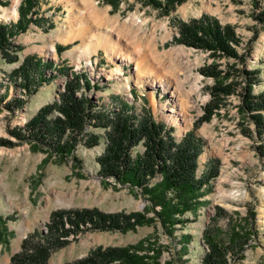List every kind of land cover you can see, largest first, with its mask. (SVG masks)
<instances>
[{"label": "rangeland", "instance_id": "rangeland-1", "mask_svg": "<svg viewBox=\"0 0 264 264\" xmlns=\"http://www.w3.org/2000/svg\"><path fill=\"white\" fill-rule=\"evenodd\" d=\"M13 1L0 0V21L5 24L18 20L12 13ZM92 2L104 15L94 17L82 0H35L32 23L25 32L10 39L12 47L0 56V214L13 216L8 223L13 236L7 247H0V264L10 263L27 234L35 229L45 233L52 212L84 208L104 213H141L150 222L127 232L71 235L68 244L53 252L47 264H66L97 247H126L149 236L156 241L149 254L159 252V264H201L207 251L206 233L224 246L237 245L232 252L223 254L224 264H264V131L259 137L255 124L240 112L242 93L250 79L260 80L253 84L252 95L264 98V26L254 20L264 0H186L169 16L146 4V0H118L116 6L110 0ZM256 2L261 3L256 6ZM203 14L216 18L221 25L234 27L240 39L237 51L241 60H215L206 52L172 43L177 21L188 22ZM171 19L175 20L173 24ZM71 29L108 37L118 50L112 53L127 54L130 62L115 58L102 47L87 56L81 51V40L68 37ZM61 37L68 46L56 50ZM52 46L54 52L50 51ZM4 57H17V61L11 63ZM27 57L48 64L44 71L47 82L40 83L32 95L17 86L21 77H12ZM214 64L221 82L234 84L235 92L224 98L209 121L197 125L205 114L214 84V79L204 77L200 70ZM138 70L147 72L137 79ZM73 76L80 83L76 96L90 100L96 106L92 110L100 107L117 111L127 102L135 115L144 117L145 113L166 129H173L176 140L196 125L194 133L203 144L198 174L212 159L217 161V177L203 196L204 206L185 214L187 222L176 225L172 236L150 209L146 212L148 202L137 190L98 174L96 160L106 147L104 129L87 127V132L100 136V142L89 149L81 141L72 153L79 163L72 156H50L12 135L11 131L23 128L41 107L58 101ZM157 76L165 88L152 80ZM192 87V107L186 115L177 112L178 116L173 114L176 121L167 120L168 111L178 104L176 91L187 93ZM18 99L24 101L20 107L14 104ZM261 115L264 118V110ZM142 151L139 145L132 156ZM185 235L191 241L183 250L179 240Z\"/></svg>", "mask_w": 264, "mask_h": 264}, {"label": "trees", "instance_id": "trees-1", "mask_svg": "<svg viewBox=\"0 0 264 264\" xmlns=\"http://www.w3.org/2000/svg\"><path fill=\"white\" fill-rule=\"evenodd\" d=\"M110 1L113 2L112 6L118 4V0ZM185 1L146 0V4L169 16ZM256 3V6H259L261 2ZM35 5V0H22L15 23L5 24L0 21V56L6 55L7 50L12 47L10 39L25 32L32 23L31 16L35 15ZM259 7L254 20L258 25L264 26V5ZM174 22L175 20L171 19V24ZM175 26L177 33L172 38L173 44L206 52L215 60L242 59L237 51L239 36L229 24L221 25L216 18L203 14L188 22L179 20ZM4 58L11 63L17 61V57ZM47 67L48 64H44L41 59L27 57L22 65L14 70L12 77H21L22 81L17 86L32 95L40 83L47 82L44 77ZM215 69L214 64L200 70L204 77L213 78L214 84L210 87L211 98L204 108L205 114L197 125L209 121L219 110L224 98L235 92V85L222 83L220 73L214 71ZM259 81L258 78H252L244 88L240 112L247 114L260 137L264 131V118L261 115L264 110V98L252 95L253 84ZM85 87H89L88 82ZM79 90V78L73 76L72 81L67 82L64 91L60 93L58 101L41 107L23 128L11 131L12 135L20 142L33 143L50 156L62 159L72 156L73 161L79 163L72 154L77 145L84 140L86 148L90 149L100 142V136L87 132V127L104 129L106 147L96 160L99 166L98 174L104 179L114 180L137 190L148 202L146 212L150 209L164 231L172 236L176 225L183 226L187 222L183 218L185 214L195 213L204 206L203 196L211 189L210 182L217 177V161L212 159L198 174V160L203 144L194 133L196 125L180 140H176L172 135L173 129H166L164 124L145 113L144 117L135 115L133 107L127 102H123V107L117 111L100 107L92 110L96 106L90 100L76 96ZM14 104L20 107L24 101L14 100ZM7 108H10L9 104ZM3 144L14 145L8 142ZM139 145L143 147L142 153L132 156L133 150ZM157 178L160 179L156 181ZM9 221H13V216L0 214V247H7L13 236L12 231L8 229ZM149 222L150 218L141 213H104L95 208L56 210L50 214L49 222L45 225L46 232L35 229L27 234L20 243L19 251L10 258L9 264H47L53 252L68 244V237L71 235L75 237L87 231L127 232ZM179 241L180 249L184 250L191 241L190 236H181ZM155 242L149 236L126 247H97L85 257L66 264H159V252L149 254ZM205 242L207 251L201 259V264H224L223 254L232 252L233 247H237L236 244H219L207 233Z\"/></svg>", "mask_w": 264, "mask_h": 264}, {"label": "bare ground", "instance_id": "bare-ground-1", "mask_svg": "<svg viewBox=\"0 0 264 264\" xmlns=\"http://www.w3.org/2000/svg\"><path fill=\"white\" fill-rule=\"evenodd\" d=\"M21 0H14L13 2V6H12V13L15 17L18 16V13H17V6L18 4L20 3ZM82 2H84L87 6H88V10L90 11V13L92 15H94V17H99V15H104V12H98V9L94 6L92 0H82ZM106 13V11H105ZM103 18H106L103 17ZM108 19V18H106ZM105 19V20H106ZM100 20V19H99ZM68 37H71V39L73 40H76V39H80L81 40V51L83 53H86L87 56H90L92 54L95 53L96 49L98 47H102L104 48V50H106V52H111L112 51H116V44L115 43H112L108 37H105V36H98L96 37L95 35L91 34L90 33H86V32H83L80 31V30H77V29H71L69 32H68ZM61 40L63 43H66L67 40L65 39V37H61ZM50 51L51 52H54V47L52 46L50 48ZM118 51V50H117ZM114 54L116 57L115 58H118L120 59L121 61H124V62H130L131 58L127 55V54H123L121 52H114L112 53ZM111 54V55H112ZM118 56V57H117ZM138 68H136L137 70ZM136 75H137V79H140L141 76H143V74H145L147 72L145 71H136ZM154 80L155 83L159 84V86L161 87H164V81L162 80V78L160 77H155V79H152ZM144 84V82H142ZM195 92V89L194 87H192L189 92L185 93L181 90H177L176 93L178 94V104L176 106H173L172 109H170L168 112H169V116L167 118V120H171V121H176V117L173 116V114L177 115V112H180V114L182 113L183 116L186 115V111L189 107H192L191 106V102H190V98L192 97V93ZM174 95V94H173ZM176 97V96H175ZM173 97V98H175ZM151 101L152 103L154 104L155 103V99L153 97H151ZM179 107V108H178ZM172 113V115H171ZM178 116V115H177Z\"/></svg>", "mask_w": 264, "mask_h": 264}, {"label": "crops", "instance_id": "crops-1", "mask_svg": "<svg viewBox=\"0 0 264 264\" xmlns=\"http://www.w3.org/2000/svg\"><path fill=\"white\" fill-rule=\"evenodd\" d=\"M67 46H68V43H63V42L58 43V44L55 45L56 50H57V49H58V50H64L65 48H67Z\"/></svg>", "mask_w": 264, "mask_h": 264}, {"label": "water", "instance_id": "water-1", "mask_svg": "<svg viewBox=\"0 0 264 264\" xmlns=\"http://www.w3.org/2000/svg\"><path fill=\"white\" fill-rule=\"evenodd\" d=\"M25 238V237H24Z\"/></svg>", "mask_w": 264, "mask_h": 264}]
</instances>
